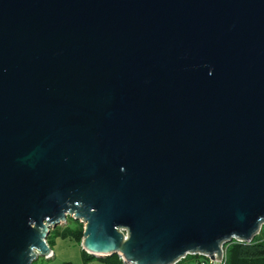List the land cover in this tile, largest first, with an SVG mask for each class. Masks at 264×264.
<instances>
[{
	"label": "water",
	"instance_id": "water-1",
	"mask_svg": "<svg viewBox=\"0 0 264 264\" xmlns=\"http://www.w3.org/2000/svg\"><path fill=\"white\" fill-rule=\"evenodd\" d=\"M127 264L264 227V0H0V264L52 230Z\"/></svg>",
	"mask_w": 264,
	"mask_h": 264
},
{
	"label": "trees",
	"instance_id": "trees-1",
	"mask_svg": "<svg viewBox=\"0 0 264 264\" xmlns=\"http://www.w3.org/2000/svg\"><path fill=\"white\" fill-rule=\"evenodd\" d=\"M72 220L76 222L75 229L68 225L70 220H67V227L65 229L57 228L54 231L57 236H61L63 239H70L81 247L85 226H83L82 223L75 221V219ZM48 244L50 245L49 241ZM225 248L227 249L228 256L227 264H264L263 228L252 242L244 243L233 241L232 243L227 244ZM83 260L85 264H127L118 255L98 258L88 254L84 250Z\"/></svg>",
	"mask_w": 264,
	"mask_h": 264
},
{
	"label": "rangeland",
	"instance_id": "rangeland-1",
	"mask_svg": "<svg viewBox=\"0 0 264 264\" xmlns=\"http://www.w3.org/2000/svg\"><path fill=\"white\" fill-rule=\"evenodd\" d=\"M72 219H74L72 216L67 217V220H70L68 225L71 228L75 229L76 222H74ZM82 225L84 226V223H82ZM66 227L67 224L62 223L58 225L57 228L65 229ZM52 232V234L49 235L48 241L50 243L49 246L52 248L54 256L49 259H45L42 257L34 264H85L83 260L82 247H80L70 239H63L61 236H57L54 230H52ZM180 264H197V261L195 258L190 257L188 260H184Z\"/></svg>",
	"mask_w": 264,
	"mask_h": 264
},
{
	"label": "built area",
	"instance_id": "built-area-1",
	"mask_svg": "<svg viewBox=\"0 0 264 264\" xmlns=\"http://www.w3.org/2000/svg\"><path fill=\"white\" fill-rule=\"evenodd\" d=\"M225 246L222 248V256L220 258L216 255L215 259L212 260L209 256L198 254V255H193V256H187L179 260L176 264H179L180 262H183L184 260H187L190 257L195 258L197 261V264H227L228 256H227V249L225 248Z\"/></svg>",
	"mask_w": 264,
	"mask_h": 264
}]
</instances>
